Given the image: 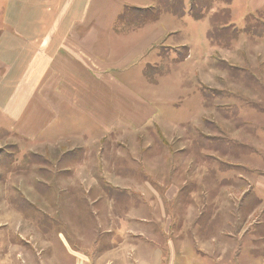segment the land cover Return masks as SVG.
I'll return each mask as SVG.
<instances>
[{
  "label": "crops",
  "instance_id": "crops-1",
  "mask_svg": "<svg viewBox=\"0 0 264 264\" xmlns=\"http://www.w3.org/2000/svg\"><path fill=\"white\" fill-rule=\"evenodd\" d=\"M252 2L233 0L228 4L231 10L228 26L237 29L238 34L232 45L225 48L213 43L208 33L215 14L221 13L226 4H216L208 15L205 12L201 19L195 20L189 10L194 0H0L3 141L56 165L76 150L89 152L87 162L82 164L87 163L84 166L89 171L90 164L97 167L91 176L96 182L102 183L106 190L111 187L139 197H135L137 204L127 203L124 212L137 216L153 212L149 207L148 185L152 188L151 177L160 178L161 174L154 172L156 168L142 174V166L138 165L139 173L121 175L117 166L123 167L127 161L119 156L113 163L116 173L111 174L105 168L111 166V154L106 152L109 143L112 138L134 142L139 134L157 128L167 117L159 87L146 72L152 66H160L158 59L162 56L158 43L161 39L169 33L174 45L180 37L193 35L195 39L194 28L199 26L200 40L195 42L196 50L202 53L200 59H206L214 49L233 50L242 42L247 43V38L258 35L254 33L260 27L248 15L250 4L255 8ZM177 3L181 4L184 15L182 8L174 7ZM241 16L244 18L240 19ZM261 27L263 32L259 36H264V24ZM185 52L186 59L180 65L190 59V48ZM172 78L162 76L161 80L166 82ZM91 180L86 178L87 182ZM95 189H98L95 185L87 183L89 194ZM176 191H170L172 198L169 199L166 192L164 195L152 188L153 202H158L160 197L164 201L163 213L167 201L176 200ZM249 197L250 194L245 198ZM158 209L160 213L159 203ZM219 213L216 211L215 220ZM135 218V224L149 226L140 222L145 217ZM175 220L173 215H168V225L166 219L162 222L153 219L159 231H154L155 234L143 230L141 236L147 241H113L112 244L110 241H57L55 246L52 241H49L52 245L28 241L35 253L26 248L16 249V253L22 255L26 264H239V241H224L219 232L222 227L211 226L212 222L206 221L199 229L211 226L217 232L209 239L191 241L190 230L195 229L192 226L196 221L192 225L188 214L182 238L176 239L175 229L180 228L175 227ZM164 222L162 230L160 226ZM6 242L11 253L5 261L19 263L14 247ZM96 243L102 244V251L96 250ZM2 262L0 258V263L6 264Z\"/></svg>",
  "mask_w": 264,
  "mask_h": 264
},
{
  "label": "rangeland",
  "instance_id": "rangeland-1",
  "mask_svg": "<svg viewBox=\"0 0 264 264\" xmlns=\"http://www.w3.org/2000/svg\"><path fill=\"white\" fill-rule=\"evenodd\" d=\"M252 3L255 8L250 4L248 15L258 23L260 28L254 33L258 35L233 50L214 49L206 59H200L202 53L196 50L199 26L194 28L195 39L193 35L180 37L174 45L169 33L159 41L160 66L146 72L158 85L168 115L157 128L139 134L134 142L112 138L106 150L111 154V166L105 168L111 174L116 173L113 163L119 156L127 161L125 166H117L121 175L139 173L138 165L142 174L156 168L154 172L161 175L150 176L153 191L166 192L170 199V191L177 190L176 200L165 203V213L161 197L153 202L151 185L149 207L153 212L141 216L124 212L127 203L137 204L139 197L111 187L106 190L96 182L91 176L97 167L90 164L89 171L84 166L87 163L82 164L87 162L89 152L76 150L56 165L6 143L0 133L2 263L8 264L5 259L11 253L6 241L15 253L26 248L32 254L35 252L28 241H45V245H52V241L54 246L57 241H147L141 236L143 230L158 232L153 219H166L169 225L168 215L176 219L175 227L180 229H175L174 238L179 239L189 214L192 225L196 221L192 226L195 229L190 230L191 241L212 237L217 229L211 226L222 227L219 232L224 241H239V264H264V36H259L263 32L264 6L263 0ZM216 4H226L222 9L225 16L229 11L226 0H214L202 14L209 8L208 15ZM181 11L184 15L183 8ZM224 20L228 24L230 17ZM229 31L234 40L238 33L232 27ZM219 38L224 45L228 43L227 36L219 34ZM189 48L190 59L180 65ZM168 75L173 78L161 80ZM86 178L92 180L87 182ZM143 178L146 182L145 175ZM87 183L98 189L89 194ZM173 185L177 188L171 189ZM216 211L220 212L217 220ZM135 217H145L140 222L149 226L135 224ZM206 221L212 222L211 226L199 229ZM185 232L188 235L187 229ZM96 250L102 251L101 243H96ZM16 254L20 261L16 264H26L22 255Z\"/></svg>",
  "mask_w": 264,
  "mask_h": 264
},
{
  "label": "trees",
  "instance_id": "trees-1",
  "mask_svg": "<svg viewBox=\"0 0 264 264\" xmlns=\"http://www.w3.org/2000/svg\"><path fill=\"white\" fill-rule=\"evenodd\" d=\"M195 3L192 7V10H191V14L192 16L195 18V19H201L204 15L202 14V10L204 7H209V4H210V0H194ZM233 0H226L227 4H231ZM174 7H176L177 9L181 7V4H176ZM201 7V8H200ZM207 10L209 11V8H207ZM227 10V9H226ZM229 10V9H228ZM207 11V12H208ZM230 11H225L226 15H222L223 11L221 13H218L217 15L214 16L213 18V23H212V28L210 29L208 35L212 42L213 43H216L217 45H220V46H223L225 48H229L233 41V35H230V31H229V28L231 26H228V24L226 23V21L224 19L226 18H229L230 17ZM224 16V17H223ZM223 17V18H222ZM224 21L225 23L227 24L226 26L224 25ZM233 28V27H232ZM234 29V28H233ZM236 30V34L238 33V30L237 29H234ZM219 34H221V36H227L228 37V43L227 44H223L221 41L222 39L219 38ZM226 39V38H225ZM230 40V41H229ZM255 76V75H254ZM256 88H260V84L259 86H257Z\"/></svg>",
  "mask_w": 264,
  "mask_h": 264
}]
</instances>
